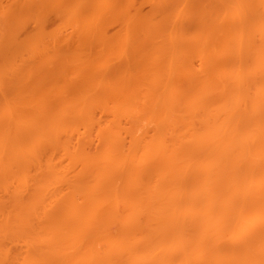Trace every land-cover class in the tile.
<instances>
[{"label":"bare ground","instance_id":"1","mask_svg":"<svg viewBox=\"0 0 264 264\" xmlns=\"http://www.w3.org/2000/svg\"><path fill=\"white\" fill-rule=\"evenodd\" d=\"M217 1H219L221 3H219V5H217ZM241 1L242 0H240V1L238 0L239 3ZM254 1L255 0H253V2L252 1L251 2L250 1H246V2L242 1L243 2L242 6L244 8L248 9L247 12L250 11L251 13L250 12L247 13L246 9H245V12L243 11V13L242 12L240 13L238 10L241 7L240 5H239L240 7L237 9L238 12L237 11L236 12L235 11L229 12L227 10L225 12V10L222 11L220 8L216 9V7L220 6L224 2V0L223 1L222 0L221 1L220 0L214 1V9H213L214 12H213V14H211L212 16L210 15V17H211L210 18V20H211L210 21L211 22L210 23L211 24V30L210 31H211V39L212 38L213 39L211 40V44L209 42V44L207 45V46H210V47H208L209 49H207V47H204V50H208L209 53H211V54H209V53L208 54L212 56V60H213V61L210 60L211 61L210 67H211L212 71H210L211 69L208 70L209 74H208V77H206V81L204 79L205 77L204 78L202 77L203 80L199 79V81H197V82L194 81L195 79H191L192 76L190 77V76L183 74V76L188 77V79L185 78L187 80H185L183 78L184 80L182 82V83H184V86H186L185 91L181 90L182 93H181L180 98H181V104L183 103V105L181 106V108H178L177 110H170L169 109V110H164V112H162V116H163L162 119L164 121L170 122V123H168V125H167L168 127L166 128L167 132L165 131L166 129L164 130V132L162 130H160V132L161 131L163 132L164 137L159 136L160 138H158V139H160V140L157 141L158 139H156V141H153L154 143L152 141H151V143L147 141L148 143L145 146H144L145 143L144 144L142 143L143 145L141 144V146L139 143H136V144L134 142L131 143L132 145L134 144L133 145L134 148H137V149L139 147L142 148L140 150L143 152L142 155H144L143 160L141 159L143 162L142 164H136L134 162H129V163H126L123 167H121L122 165H120V164H122V163L116 164L113 162L114 150H119L118 148L122 149V147L124 145V143H123L124 141L122 140L123 142H121L118 139L120 137L118 135L120 133V128H119L118 123L121 119H122L121 121H123V117H125L126 112L124 110H120V109H118L119 112H117L118 110H108V112L110 111L109 113L105 110H102L103 113L106 112V115L111 113L108 116H111L110 118H112L111 119L112 122L109 123V125L111 124L110 125L111 127L105 126L107 129L103 126L101 127L103 129L105 128L104 129L105 132L104 131L101 132L103 129L99 128L100 126L96 123V119H95L96 116L93 112H91L89 110H84L81 112H77L76 113L77 116H76V114H74L75 116L73 114L71 116L70 115L71 113L69 114L72 118L69 116L71 119L68 118L67 122L70 120L71 123L69 121V125L66 126L67 127L66 129H72V127H74V124L72 123V119L74 118L73 122H78V121H75V119L79 120L80 121L79 124H82V126H84L85 129L90 128V130H92V131L97 129L96 130L97 132L100 130L98 132V135H97V137H100V139L98 138L99 141H102L101 142L102 149L100 150L99 154H93L94 152L93 153L87 152L88 149L86 150V144L90 141V140L88 141L89 137L88 138L86 137L87 139L82 138V142L79 139L80 143H78L79 142L78 140L76 142V136L75 135H74L75 137L74 136L68 137V138L65 137L66 138L65 140H60L58 138V136L53 137V135L56 134L55 131L57 129H59V128H56L58 126H55V130L53 131V134H52L53 140L51 142L48 141L49 143H47V141L42 142L43 144H45V142L47 144L42 145V147L39 149L38 157L32 155L33 157H36V159L31 157L32 160H31V158L29 160L28 157L12 156V153L16 151V150L13 151V148H14L13 146H15V144L14 145L12 144V143H14L13 140H12V143L10 142V144L13 145L12 147H10V145L8 147V146H6V144L1 143L4 145V146L2 145V147H4V148H1L2 151L4 150L6 152L7 148H8V151H13L12 153L10 152L11 155L8 154V155L3 156L1 154L2 155L0 157V180H1V182L2 181L4 182V180H6L5 183L7 185V181H8L7 179H9L11 177V175L14 174V170L15 169L17 170L18 168H20V170L22 171L21 168H23V167H26V169L33 167V169L36 172L35 171H34L35 173L32 172V174H34V176L32 177L31 180H33V182H37V181L40 182V183L39 182L35 183V184H37L36 187H38V188H35L34 190L33 189L31 190L30 188L25 187V189L28 188V190H25L26 193L30 190L35 192V193L33 192L35 195L34 194L31 195V191L27 193L28 195L30 193V195L32 197L31 198L29 196V198L32 202V203H30V208H28L30 200L28 198L27 199L29 201H27L26 198L24 200L25 196L23 194H22V196H24V197L14 195V198H13L12 197L13 195H11L12 194L11 193L10 194L11 196H6V197H10L12 199L8 198L9 200L6 199V201L4 202L5 197L3 199L2 198L3 195H1V192L2 191L4 192V190H2L3 188H1V186H0V220H3L5 222V224L7 225L6 227H8V226L11 227L12 224H15V226L14 225H12V226H14L15 229L17 228L16 229L17 232L14 234V236H16L17 238L24 240V237L27 235L29 237H33L32 239L31 238L29 239L31 241L29 243L30 245L28 244V248H26V246H25V248H26L25 250H28V252L26 251V254H24L25 258L21 256L23 258L22 261L24 260L23 262H20L21 264L22 263H24V264H89V262H90V264H91V262L93 264L95 259H97V261L99 259H101V261L99 260L100 264H102V262H103V264H171L174 261V259L171 258L172 256L170 257L168 255L169 254V252H167L168 247H166V246H168L170 244V242H168V241H171L173 238L176 237V235L175 236L173 235L174 237H172V234H175V231H174L175 223L177 224V221L181 223L182 222L181 220L187 218L186 216H188V221H186V224L183 223L184 225L182 224V226L185 227L187 225L186 227H188V228H189V226L190 227L192 226L194 228L193 229L191 227V230H193L192 231L193 233L190 231V234H192V236H194V239H193L194 243H193V245H189V246H191L192 249H193V247L197 246L196 248H199V250L198 249L190 250L191 248L189 246H188L189 247V250H188V248H187L188 244L187 245L184 244L183 247L181 246L183 248V250L180 247L181 249H179V251H178V252H180V250H181V252L183 251V253H180L182 255H179L178 258L175 259V262L177 260L179 261L181 258V260L179 261V264H192V263L194 264V262L196 264V262L200 263V258H201L203 263H200V264H204V263H206V264L212 263L213 264L214 262H216L217 264H223V263L224 264L225 263L226 264H264V256H263L264 254L262 255V253H261V252L264 253V247H263L264 246V151H263V149H264V101H263L264 95H262V94H264V92H263L264 91V86H263L264 85V82H263L264 81V78H263L264 72H262L264 70V67H263L264 63H263V61H260V60L264 59V58H262L263 57L261 55L262 53L260 54V52L264 51V12L261 11L259 13L258 10H255L257 12L253 13L254 12L253 9H255ZM68 2L69 1H67L65 4L68 5ZM261 4L263 6L264 3H261ZM174 6H176V5H174ZM76 8L80 9L79 7H76ZM120 8H121V6H120ZM188 9H190V8H188ZM75 11H77V10H75ZM259 11H260V9H259ZM77 12L79 13V10ZM76 13H75V16L77 15ZM120 14H122V13H120ZM249 14H251L252 16ZM120 16H122V15H120ZM247 17H249V18H247ZM204 19H206V18L204 17ZM251 19H253V20L251 21ZM149 20H150V18H149ZM127 24H128V22H127ZM129 25L130 24H128V26ZM128 26H126V27L128 28ZM141 27H142V25H141ZM139 28H140V26H138L137 29L139 30ZM145 28H147V27H145ZM133 30H134V28H133ZM249 31L254 33V34L252 33L251 36L249 35L250 40L247 39L248 38L247 35H246L247 38L245 36V34L246 33L248 34ZM137 32L139 33V31H137ZM142 32H143V30L140 31L139 34H141ZM88 33H89L88 35H90V31ZM95 34H97V33H95ZM92 35L94 36L93 33H92ZM84 36H87L86 32H85ZM99 37H101V36H99ZM101 38H103V37H101ZM243 39H246V40H243ZM254 39H256V40H254ZM101 40H100V42H101ZM247 40H249V41H247ZM102 41L104 43V40H102ZM242 41H244L245 43L248 42V45L246 43L247 46L251 45V43H252V46L251 47L249 46V47H247L246 50H244L245 49L244 43ZM107 42H108V38H107ZM257 43H258V45H257ZM103 45L104 44H102L101 46H103ZM110 45L112 46V44H110ZM234 45H236V46H234ZM240 45L242 48L240 47ZM246 45H245V47H246ZM111 46H108V47L111 48ZM128 46H130V45H128ZM237 46H239L238 49H237ZM137 47L138 46L135 45L131 48V50L134 49L137 51V49L140 48V45L138 48ZM235 47L237 50L235 49ZM127 48H129V47H127ZM239 48H240V50H239ZM248 48H250L249 51H248ZM141 49H139V50H141ZM233 49H235V50H233ZM251 49H252V51H251ZM254 49L260 50V51H258L259 53L256 51L258 53L257 54ZM134 50L129 51V52H135ZM127 51H128V49H127ZM233 51H237L239 53L233 52ZM246 51H248V53L245 54ZM242 52H244V53H242ZM137 53H135V54H137L136 57L134 56L135 54H133V56L135 58H137V56L140 54L139 52H137ZM236 53L239 55H237ZM254 53H256L257 55H260V56H258L259 58L261 57L260 59L258 58L260 64L256 63V61H257L256 57L257 56H255L256 54L254 55ZM141 54H142V52H141ZM249 54H251V55H249ZM133 56L131 54V57L134 59ZM252 56H255V57H252ZM254 58H256V61H254L255 60ZM141 59H144V58H141ZM243 59H245V60L242 62ZM134 60H140V57L138 56V59H134ZM145 60H146V58H145ZM52 61H54V60H52ZM249 61H251V62H249ZM130 62H131V59H130ZM135 62L136 61H134L132 63H135ZM140 62H141V60H140ZM140 62L139 63L136 62V63L137 64H143V65L145 64L144 60H142L141 63ZM254 62L256 63L255 65L259 64L258 66H256L257 69L263 63V66L261 65L262 69L260 67V72L257 75H255L256 78H254V76H253L254 83H253V80H251L252 82H245L246 80H244L245 78H243V76H242L243 79H241V75H243V74H241L242 73L241 71H242V69H245L247 66H249L248 64H251V66L253 67L252 64H254ZM45 63H46V61L44 62V64ZM211 63H213V65H211ZM216 63L217 64L219 63L220 66L223 68L224 67H230L231 68V66H234V68H235V67L239 66V64H240L241 66L237 67L236 70L240 72V73L238 72V74L240 75V76L239 75L238 76H239V79H241L242 81L238 79V76H237V78H235L236 77L235 74H237V73H235V72H237L235 69L232 70L233 72L230 70L231 72L225 73L224 69L226 70L227 68H224V69L222 68L223 71H221L218 74L216 72V69H215L217 67ZM244 63H247V65ZM137 64L135 66L138 68L144 67L141 65L138 66ZM147 64L145 65V68H146ZM235 65H237V66H235ZM93 68H94V66H93ZM96 69H97V67L95 68V70ZM229 69H227L226 71H229ZM250 69H252V68H250ZM252 70H248V71L250 72ZM101 71H103V69ZM183 71H185V69ZM257 71H259V69ZM91 72H92V70H91ZM91 72H89V73L91 74ZM93 73H96L94 71V69H93ZM103 73H105V72H103ZM223 73H225V74L229 73L230 77L225 75V74H224L225 76L224 75L222 76ZM260 73L261 74L263 73V74L261 75ZM232 75H234L235 77L233 78ZM206 76H207V74H206ZM160 78H161V76H160ZM227 78H230V79H227ZM232 78H233L234 82L237 81V83L236 82L232 83L235 86L234 85L232 86V84H231V82H233V80L231 81ZM190 79L192 80V82H189ZM226 79H227V81L229 80L228 82H230V87L229 88L227 87L228 89L231 90V89H234L236 87L234 92L229 91L228 89H224V88H226L224 86L222 87L223 84H225V86H227L226 83L228 84V82L225 81ZM207 80L210 81L211 84H209L210 82L207 83L208 82ZM201 81H202V83H201ZM215 81H216V83H215ZM255 82L257 84H255ZM243 83L244 84L248 83L247 84L248 86H244ZM206 84L207 85L209 84L208 85L209 87ZM213 84H215V85H213ZM260 84H262V85L260 86ZM141 85H144V84H141ZM213 86H217L216 89ZM228 86H229V84H228ZM249 86L251 87V89L246 88ZM205 87L206 88L208 87V88L204 89ZM253 87H254V90H253V92H251ZM255 87L256 88L259 87L260 89L259 88L256 89ZM261 87H262V89H261ZM200 88L203 91H201ZM219 89L221 92L222 91L227 92V94L225 93L226 95H222V93L220 94V96L222 95V97H223V98L221 97L220 99H223V100L219 101L220 100L219 99L220 96H219L218 100L216 99V101H210L209 98L211 96L207 93L212 92L211 95H213L216 92L215 90L219 91ZM238 89L239 90L241 89L240 91L243 90L242 92L239 91L238 93L245 96V97H242L239 94H238V96L239 97L241 96V98L237 97V94L235 92H237L236 90H238ZM258 89L260 90V92H258L259 91ZM183 90H184V88H183ZM193 90H195V91L192 92ZM207 90L208 91L211 90V91L208 92ZM247 90H249V91H247ZM255 90L257 93H255ZM228 92H230L231 94H229ZM248 93H249V95H247ZM258 93H260V94L258 95ZM228 94L231 96H228ZM251 94H252V96H254L255 94H257L258 96L255 95L254 96L255 99H254L252 96H250ZM206 95L207 96L209 95V96L207 97ZM234 95H235V97H237L236 101H235ZM248 96L250 97V99L251 98L252 99L249 100ZM227 97H229V98H227ZM232 97H233V99L231 100V102H230V100L228 101V99H230ZM120 98H121V96H120ZM246 98H248V99L246 100ZM142 102H143V100H142ZM251 108H252V110H250ZM71 111H73V110H71ZM120 111H122L123 113ZM141 111H143V110H141ZM69 112H70V110H69ZM69 112H67V113H69ZM203 113L206 114L207 116L206 115L204 116ZM209 114L210 115L212 114V115L210 116ZM79 115H80V117L83 116V118L82 117L80 118ZM208 116H210L211 118L213 117L212 118L213 120L211 118H209ZM223 116L224 117L226 116L225 119L226 118H228L229 120L231 119L232 122H231V120L229 121L227 119H226V121H224L225 119L223 120ZM231 116H234V117H231ZM101 117H103V116H101ZM158 117L160 119V116H158ZM110 118H109V120H110ZM208 118L210 119V121ZM154 119H156V118L154 117ZM176 119L179 120L180 122L184 123L183 127H181V128L179 127L182 130V132L180 129H179L180 130V132H179L174 127ZM221 120L224 121V122H222V124L219 122ZM124 121H126V120H124ZM212 121H214L216 123L212 125V123H213ZM217 121L219 122V124H217L218 123ZM157 122H158V119H157ZM167 122H166V124H167ZM162 123H164V122H162ZM176 123H178V122L176 121ZM209 123H210V125H208ZM232 123H235V124H232ZM113 124H115V125H113ZM120 124H121V122H120ZM132 124H133V122H132ZM149 124H150V122H149ZM216 124L219 125L217 128L215 126ZM229 124H232V126L234 125L235 128L231 127V125H229ZM169 125H170V127H169ZM92 127H93V129H92ZM236 127H239V128H236ZM112 128H114V129L112 130ZM121 128H122V126H121ZM130 128L131 127H129V129ZM170 128H171V130H170ZM214 129H218V130H214ZM45 130H47V129H45ZM175 131H177V132H175ZM214 131H218L217 132L218 135ZM7 132H8V130H7ZM54 132H55V134H54ZM168 132L170 135L168 134ZM213 132L218 136L217 138L214 137L215 134L213 135ZM219 132H221V134H220L221 136L223 135V139L221 136H219ZM127 133H124V134L126 135ZM174 133H176V134L179 133V135H176ZM180 133L183 136H181ZM12 134H11V136H13ZM19 134H21V133H19ZM127 135H129V134H127ZM148 135H149V133H148ZM211 135H212V137L209 138ZM85 136H87V135H85ZM179 136H181V138ZM42 137H43V135H42ZM4 139H5V137H4ZM92 139H94V138H92ZM167 139H168V143H167ZM169 139H170V141H169ZM73 140H75V142L77 143V145H78L77 149L79 148L78 150L75 149L76 147H73V145H74V143L72 145ZM85 141H87V142H85ZM216 141H218V143H213ZM139 142H140V140H139ZM7 143H9V142H7ZM76 143L74 146H76ZM219 143H221V144H219ZM84 144H85V146H84ZM88 144H87V146L89 147ZM131 144H130V146H132ZM166 144H168V147L166 146ZM248 146L253 148L252 151L253 150L255 151V152H253V155L250 154L252 151H250V152L247 151L248 149L249 150L251 149L250 147L248 148ZM19 147L21 148V146H18L17 148H19ZM36 147H39V146H36ZM205 147H207V149ZM9 148H11V149H9ZM24 148H26V147H24ZM71 149L75 150L76 152H71ZM89 149H91V148H89ZM167 149L169 150L168 152L165 151ZM217 149L219 152L216 151ZM21 150H22V148H21ZM21 150H19L20 153H21ZM28 150H30V149H28ZM58 150H60L61 152H64L63 158H62V155H61V158H59V159L57 158V155L55 154V152ZM202 150H203V152H201ZM17 151H18V149H17ZM91 151H93V150L91 149ZM204 151H206L208 153L206 154ZM215 151H216V153H218V154L220 153V154L217 155L215 153ZM26 152H25V154H26ZM165 152H167V153H165ZM247 152L249 154V157H247ZM16 153H13V155ZM35 153H33V154H35ZM25 154H23V155H25ZM203 155H204V157H203ZM137 156H140V155H137ZM198 156H200L199 160H198ZM127 158H128V156H127ZM42 160L44 161V163ZM115 161H117V160H115ZM198 161H200V164L202 166H203V164L201 162H205V165H206V166L204 165L205 172L203 169V177H204L205 181H203V179H202L201 185H198L197 190L200 191L199 193H196V192H198L196 190V188H195V190H196L195 192H194V188H193V191L191 190L193 193V194L191 193L193 195L192 198H195V197L196 198H202V197H200V193L203 195L207 194L206 196L210 195L211 196V197H209V200L211 202L210 204L208 201V197L205 196L207 199V203H208V204L206 203L208 205V207H206V208H208V210L212 209L211 214L214 213V216H216L221 211V210H218V208L221 209V207H222V210H223L222 212L226 213V217H224V215H222L224 213L221 212L222 213V214L220 213L221 216L218 215V217L217 216L213 217V215L210 214L212 216L211 217L212 219L210 218V215H208L209 217L207 216V217L203 218L204 216H202V214H203L202 210L203 209L205 210V206H207V205L206 204L204 206L202 205V207H203L202 208L201 205L195 204L196 206L193 205L195 207V208H193L194 210H191L193 213L190 211H189L190 213L189 212L185 213L186 214V215L184 214L185 217L181 220L179 219L181 217L178 216V218H177L176 217L177 215L173 214L178 220H176V218H174L172 220V217H174V216H172V212L174 213L173 210H176V209L174 207V209L172 210L171 205L173 207L174 198L176 199L177 197H179L185 191L184 189H186V190L188 189V188H186L187 187V179L189 178V177H187V175L189 176V174L191 172L192 175L191 174L190 175L193 177L194 176L196 177L198 175V173L201 171V170L199 171V169L203 168L201 165H200L201 167L198 166L199 172H197V174L195 173V171H197V165H199ZM114 164L116 165L115 167H118L117 165H119V167H121V168L118 169L119 168L118 167L114 171V169H115ZM77 167H79L78 170L76 169ZM250 168H253V169H250ZM55 170L56 171L59 170V171L56 172ZM189 170H190V172L188 173ZM17 171H19V169ZM53 171L55 174L56 173L57 174L55 175L53 173ZM193 171H194V174H193ZM45 172H51L52 174L51 175H48V174L44 175ZM58 173H60V174H58ZM29 174H30V172H29ZM36 174H37V177L35 176ZM60 175L65 177V178L61 177ZM199 175H201V174L199 173ZM13 176H12V178H14ZM25 176H27V175H25ZM25 176H24V178H25ZM130 176H131V178H130ZM133 176H135L134 180L132 179ZM18 177H19V179L21 178L19 175H18ZM38 177L41 179H39ZM123 177L126 180H123ZM127 177H128V179H127ZM12 178H10V179L12 180ZM35 178H37V180ZM59 178L61 179V181ZM120 179L123 180V183L121 186H118L116 184V182ZM139 179H140V182L138 181ZM141 179H143V181ZM23 180H26V179H23ZM34 180H36V181H34ZM42 180H44L45 182H42ZM51 180L54 181L55 183L59 182V181L60 182L55 184ZM66 180H68V181H66ZM17 181H18V179H17ZM46 181H47V183H46ZM48 181H49V183H48ZM141 181L144 183H141ZM25 182L26 181H24V184H25ZM27 182H29V180H27ZM62 182L68 183L66 185L68 187L67 189H69L72 192L71 198H68V197H67L68 199L63 198V196H61L62 190L56 188V186L58 187L59 184H61ZM70 182H71V184H70ZM8 183L10 184V182H8ZM22 183H23V181H22ZM22 183H21V185H22ZM52 183L55 186L53 188H52V186H53ZM35 184H34V186H35ZM41 184H42V186H41ZM46 184H47V187H46ZM7 186H9V185H7ZM27 186H28V184H27ZM49 186H51V188ZM199 187H201V189H199ZM36 189H37V191L40 190L41 193L35 191ZM48 189H50V190L48 191ZM18 190H22V189H18ZM52 190L53 191L55 190V192L50 193V192H53ZM181 191H183V192H181ZM188 191H189V189H188ZM48 192L50 193V195ZM36 193L37 194L39 193L38 194L39 197L37 196ZM176 194H177V196L174 197ZM33 195L35 196V198ZM48 195H49V197H48ZM46 198L47 199L49 198V199L47 200ZM195 199L193 200L194 202L196 201ZM20 200L23 204L20 203ZM49 200H51V204H50ZM80 200H82L81 204L79 202ZM171 201H172V204H170ZM218 202H221L222 205L220 203H219L220 204L219 205ZM10 203H11V205H10ZM20 204H22V205L20 206ZM25 205H26V208H25ZM2 206L5 208H8L9 211L7 210V212H6V210H5V212H4ZM209 206H210V208H209ZM215 206L217 207V209ZM168 207H170L169 210H168ZM23 208L25 210H23ZM247 208H249V209L247 210ZM177 209H178V207H177ZM16 210H17V212H16ZM19 210L23 211V212H20ZM224 210H226L227 212ZM229 210H231L232 212H230ZM249 210L255 211V212L252 211L255 213L254 214L255 216L252 214V212H251V214L254 217H256V218L253 217L254 219H257L259 221H257V223L255 222L256 220H254V221L252 220V221L255 222L254 224L259 225L258 230L252 229L254 227L255 228L257 227L253 223H252L254 225L253 227H251L252 224H251V226L249 225V223L247 224V222H249L250 218L253 219L250 216L247 217L248 214H246V213H247V211L249 212ZM121 211H123L126 215L122 221H121L122 217H120L118 215ZM169 211H171V213ZM213 211H216V212H213ZM241 211H246V212L241 214ZM19 213H21V214H19ZM231 214L236 215L234 217V219H232L233 216ZM238 214H239V216H238ZM251 214L249 212V215H251ZM48 216H51V217L48 218ZM219 217H222V218H219ZM230 217H231V219H230ZM238 217H240V220ZM213 218H216L217 220L219 218V220H218L219 223H217L218 221H216ZM224 218L229 219L230 221L229 220L228 221L231 222L232 225L228 222L230 225H228V223H227L228 226H225L226 230L224 229L225 231L223 232V230H222L224 228V227H222L223 224H222V226H218V227H217V225L218 224L220 225V222L221 223L227 222V220H225ZM235 218H236V220H235ZM245 218H248V221H246ZM220 219H222V220L224 219L225 222H224V220L220 221ZM242 219L243 220L245 219L246 223H242V221H241ZM213 220H215V222H216L215 224H217L216 226H215ZM53 221H56V224L52 223ZM118 221H119V227L117 229V232L115 233L112 230V225L113 224L117 225ZM172 221H174L175 223H173ZM184 221L185 220H183V222ZM200 221L201 222L205 221L203 223L204 225L201 224ZM237 221H238V223H237ZM239 221L242 223V225ZM199 222L204 227L207 225L205 223H208V225L212 226V228L209 226L208 227L206 226L205 227L206 229L211 228L210 231H208L205 228H203L201 225H200L201 226L200 227ZM258 222H260V224ZM3 224H2V227L5 225V224L4 225ZM243 224H244V226H243ZM171 225L173 227H171ZM247 225H249V226H247ZM230 226H231L232 232H230L231 231L229 228ZM220 227H221V229H220ZM248 227H251L249 229L253 230V231L250 230L252 233L249 231ZM200 228H201V230L204 229L203 235H201V233L203 231H200ZM2 229L3 228H1V230H0V234L2 233L1 235L3 236V232H1V231H4V229L3 230ZM215 229L218 231L217 233H216ZM65 230H69V234H68L69 237H62V235H63L62 231H65ZM244 230L249 231L250 233L247 234V232L245 231L246 232L245 233ZM205 231H207L206 234H205ZM226 231H228V234L230 233V235L227 236V238L229 237L228 243L226 242L227 238L224 237L225 234L228 235L226 233ZM235 231L238 233V235L240 234L239 236H241L244 232L245 235H242L243 241L240 237H238V235ZM209 233H211L212 235H210ZM231 233H233V235ZM235 233H236V235L234 236ZM24 234H26V235H24ZM219 234H221V236L223 235L222 239L223 240L226 239V241H225L226 243L224 242V244H223V242H220V241H222L220 239L218 241V237H221ZM215 235L217 236L216 237L217 239L215 238ZM2 236H0V241L2 239H4V236L3 237ZM28 236L25 238L26 239L29 238ZM231 236H233V239H235L236 237L240 238L239 243L236 246L237 248H235V246L233 248L227 246L229 244V241H232L230 239ZM169 237H171V240ZM214 240H215V242H214ZM22 241H20V243H22ZM27 241H28V239H27ZM41 241H44V243H42ZM31 242H32V244H31ZM126 242L127 243L130 242L129 243L130 245H132L131 242L134 243L133 244L134 248H136L133 251L134 253L132 251L126 252L127 250L123 248V247H126V246H124V244L126 245ZM177 242L175 240V243H177ZM195 242L198 245H195L196 244ZM216 242H217L218 247L220 246V244H218V243H221L219 250H218L217 245L215 244ZM138 243L140 244L139 245L140 247L138 246ZM173 243H171V244H173ZM34 244H36V245H34ZM100 244L102 245V254H97V250L95 251V249H97L96 247H98V245H100ZM33 245L35 248L33 247ZM135 245H136V247H135ZM260 245L263 247V250H262ZM163 246H164L165 252L162 251ZM226 246H227V248H226ZM121 247L123 248L122 252L124 253V255H122L123 254L122 252L120 254ZM138 247L140 250L139 252H137ZM158 247H159V249L161 247L162 250L157 251ZM176 247H178V245H176ZM222 247H224L223 248L224 251L222 250ZM82 249H83V251H82ZM259 249H260V251H259ZM150 250L154 251V252L151 251V252H153L152 253L153 255H151ZM171 250H172V248H171ZM227 250H229V251H227ZM233 250H234V252H233ZM156 251L157 252L161 251V253H160L161 255L154 256L157 253ZM147 252L150 253L149 254L150 256L148 254H146ZM223 252L225 253L224 256H226V254L229 252L230 253V254L228 253L229 257L227 254V256H226L227 258L224 259ZM27 253H28V255H27ZM125 253H127V254H125ZM131 253H133L134 255ZM170 253H171V251H170ZM206 253H208L209 255ZM202 255H203L204 260L202 259ZM210 255L212 256V258ZM220 255H221L222 259H220L218 257ZM207 256H209L212 259V261L209 260L210 258L209 257L207 258ZM205 257H206V259H205ZM102 259H103V261H102ZM106 259H109V260L113 259V261L112 260L106 261ZM145 259H148V261L147 260L145 261ZM5 260H7V259H5ZM178 261L176 262V264H178ZM175 262H173V263L175 264ZM20 263L16 262V263H10V264H20Z\"/></svg>","mask_w":264,"mask_h":264},{"label":"rangeland","instance_id":"2","mask_svg":"<svg viewBox=\"0 0 264 264\" xmlns=\"http://www.w3.org/2000/svg\"><path fill=\"white\" fill-rule=\"evenodd\" d=\"M67 1H69L68 5L65 4ZM214 1L215 0H0V144L4 143L8 147H9V145H10V147H12L15 144V146H13L14 147L13 151L16 150L15 152L8 151V148H7L6 152L4 150L2 151L1 148H4V147H2L3 144H1L0 145V152H1L0 157L2 155L3 156L8 155V154L11 155L10 152L11 153L17 152L14 155L12 153V156L28 157L29 160L31 157L36 159V157H38V155H39V149L42 147V145H46L47 143H49L48 141L51 142L53 140V137L58 136V138L60 140H65L66 138L72 137L74 135L76 136V142H77V140L79 141L78 143H80V140L82 142V138H86V137L88 138L89 137V139H88V141L90 140L88 142L89 144L87 143L89 145V147L86 144V150L87 149L89 150V151L87 150V152H90V153L94 152L93 154H99L100 150L102 149V145H101L102 141H99L100 137H97L98 132L100 130L98 132L96 131L97 129H95V128H94L95 130H93V131L90 130V128L89 129L86 128L87 129L86 130L85 127L82 126V124H79V122H80L79 120L75 119V121H78V122H73L74 118L72 119V123L74 124V127H72V129H66L67 128L66 126L69 125V121H70L69 120L67 122V120H68V118L69 119L72 118L71 117L72 114L74 115L77 112L89 110L95 114L96 123L100 126L99 128H101L102 126L103 127H105V126L111 127L110 126L111 124L109 125V123L112 122L111 121L112 118H110L111 116H108L111 113L106 115V112L103 113L102 110H105L108 112V110L120 109V110H124L126 112V114H125L126 118L123 117V121H121L122 120L121 119L118 123L119 128H120V133L118 134L120 137L118 139L121 142L124 141L123 142L124 145H123L122 149L118 148L119 150H114L113 162L116 164L122 163V164H120V165H122L121 167H123L126 163H129V162H134L136 164H142L143 163L142 160L144 158V155H142L143 152L140 151L142 148H140V147L138 149L134 148L133 147L134 144L132 145L131 143H133V142L135 144L139 143L140 146L142 143L143 144L145 143L144 144V146H145L148 142L151 143V141L153 142V141H156V139H158L160 137H164L163 132L168 127L167 125L170 122L164 121L162 119L163 118L162 112H164V110H169V109L170 110H177L178 108H181V106L183 105V103L181 104V98H180L182 91H185V89H186L185 88L186 86H184V83H182L183 80L185 78L188 79L187 76H190V77L192 76L191 79H195L194 81H196V82L199 81V79L201 80L202 77L203 78L205 77L204 79L206 81V77H208V74H209L208 70L211 69L210 62L213 60H212V56L209 55L211 53H209L208 50H204V47H207V49H209L208 47H210V46H207V45L209 44V42L211 44V40L213 39V38L211 39V31H210L211 30V24H210L211 23L210 22L211 17H210V15L213 14V12H214V10H213L214 9ZM242 1L243 2H246V1H250V2L252 1L253 2V0H242ZM242 1L239 3L238 0H224V2L220 6H217L216 9L220 8L222 11L225 10V12H226V10L229 12H232V11L238 12V10H239L240 13L241 12L243 13V11L245 12V9H246V12H247L248 9L244 8L242 6V3H243ZM255 1H254L255 9H253L254 10L253 13L257 12L255 10H258L259 13L261 11L264 12V7H263L264 4H263V6L261 4V3H264V0H255ZM219 3H221V2L217 1V5H219ZM174 5H176V6H174ZM120 6H121V8H120ZM76 7H79L80 9H77ZM239 7H240V9H238ZM188 8H190V9H188ZM74 9L77 11L79 10V13L77 11H75ZM259 9H260V11H259ZM73 11L75 13L77 12L76 16H75V13ZM249 12H247V13H249ZM120 13H122V14H120ZM120 15H122V16H120ZM249 15H251V14H249ZM204 17L206 19H204ZM149 18H150V20H149ZM247 18H249V17H247ZM252 20L253 19H251V21ZM127 22H128V24H130L129 26H128ZM137 25L140 26L139 30L137 29L138 28ZM141 25H142V27H141ZM126 26H128V28ZM145 27H147V28H145ZM133 28H134V30H133ZM136 30L139 31V33L142 30H143V32L141 34H139ZM89 31H90V35H88ZM85 32H86L87 36H84ZM91 32L94 34V36L92 35ZM95 33H97V34H95ZM252 33L253 32H251V31H249L248 34L246 33L245 36L246 35L248 36V38H247V36H246V38L249 39V35L251 36ZM99 36H101L103 38H101ZM107 38H108V42L110 41L109 43L112 44V46L107 42ZM101 39L104 40V43ZM100 40H101V42H100ZM243 40H246V39H243ZM249 40H247V41H249ZM254 40H256V39H254ZM242 42L244 43V48H245L244 50H246L247 47L252 46V43H251V45L247 46L248 42H246L247 45L244 41H242ZM102 44H104V45L101 46ZM107 45L111 46V48H109ZM128 45H130V46H128ZM135 45L138 47L140 45L139 49H141V48L142 49L141 50L137 49V51L133 49L135 52H129V51H133V50H131V48ZM245 45H246V47H245ZM257 45H258V43H257ZM234 46H236V45H234ZM127 47H129V48H127ZM238 47L239 46H237V49H238ZM240 47H241V45H240ZM126 48L128 49V51ZM235 49H236V47H235ZM235 49H233V50H235ZM239 50H240V48H239ZM249 50H250V48H248V51ZM140 51L142 52V54ZM248 51H246L245 54L248 53ZM251 51H252V49H251ZM256 51L258 52L260 50H255V52ZM137 52L140 53L138 56L140 57L141 62H142V60L145 61L144 65L143 64H137L140 62V60H134V59H138V56H137V58H135L136 55L138 54ZM233 52H237V51H233ZM263 52H260V54L262 53L261 54L263 56L262 58H264ZM130 53L132 54V56H133V54L137 53L134 55L135 57L133 56L134 59L131 57ZM237 53H239V52H237ZM242 53H244V52H242ZM256 53H254V55ZM257 54L255 55V56H257L256 57L257 61H256V58H254L255 59L254 61H256V63L260 64V62L258 60V58H259L258 56H260V55H257ZM237 55H239V54H237ZM249 55H251V54H249ZM255 56H252V57H255ZM141 58H144V59H141ZM145 58H146V60H145ZM130 59H131V62H130ZM132 59L134 61H136L137 63L136 62L132 63V62H134ZM52 60H54V61H52ZM244 60L245 59H243L242 62ZM45 61H46V63L44 64ZM260 61H263V63H264V59H262ZM249 62H251V61H249ZM247 63H244V64L247 65ZM256 63L254 62V64H252L253 67L251 66V64H248L249 66H247L245 69H242L241 74H243V75H241V79L245 78L244 79V80H246L245 82H252L251 80L256 78L255 75H257L260 72V67H261V65L263 66V63L261 62L262 64L258 68L259 71H257L258 69L256 67L259 64L255 65ZM136 64L138 66L141 65L144 67L138 68L135 66ZM146 64H147V66L145 68ZM211 65H213V63H211ZM237 65H235V66H237ZM93 66H94V68H93ZM239 66H241V65L239 64ZM239 66H237V67H239ZM96 67H97V69L95 70ZM237 67L234 68V66H231L232 69L230 67H224L227 69L230 68L229 71H226L227 69L225 70L218 63L217 67L215 69H216V72L219 74L221 71H223V69H224L225 73H227V72H231L233 69L236 70ZM92 68L94 69V71L96 73H93ZM250 68H252L253 70ZM90 69L92 70V72ZM102 69H103V71H101ZM184 69L186 72L183 71ZM261 69H262V67H261ZM248 70H252V71L249 72ZM210 71H212V69ZM89 72H91V74ZM103 72H105V73H103ZM238 72L239 71L235 72L237 74L234 73L236 77L234 75H232L233 78L234 77L237 78V76L239 75ZM262 72H264V70ZM225 73H223L222 76ZM183 74L187 75V76L185 77V76H183ZM206 74H207V76H206ZM225 75L229 76V73L225 74ZM160 76H161V78H160ZM239 76H238V79H239ZM242 76H243V78H242ZM253 76H254V78H253ZM233 78L231 79V81L233 80ZM187 79H185V80H187ZM227 79H230V78H227ZM227 79L225 81H227ZM241 79H239V80H241ZM190 80H189V82H192V80L191 81ZM209 82L210 81H208L207 83H209ZM235 82L237 83V81H235ZM235 82L233 80V82H231V84L235 83ZM201 83H202V81H201ZM215 83H216V81H215ZM253 83H254V80H253ZM141 84H144V85H141ZM209 84H211V82ZM228 84H229V86H228ZM228 84L226 83L227 86H225V84H223V85L221 84V85H222V87L223 86L226 87L224 89H228L230 87V82H228ZM247 84L245 83L244 86H248ZM255 84H257V83L255 82ZM213 85H215V84H213ZM233 85L234 84H232V86ZM261 85L262 84H260V86ZM213 87H215V89H216L217 86H213ZM183 88H184V90H183ZM207 88L205 87L204 89H207ZM246 88L251 89L250 86L246 87ZM257 88H259V87H257ZM235 89H236V87L234 89H231V90L228 89V90L234 92ZM261 89H262V87H261ZM240 90L238 89V90H236L237 92H235L237 94V97H239L238 92ZM253 90H254V87H253L252 91L251 90L250 91L253 92ZM194 91L195 90H193L192 92H194ZM201 91H203V90L201 89ZM209 91H211V90H209ZM215 91H216L215 92L216 94L214 93L213 95H211L212 92L207 93L211 96L209 98L210 101H216V99L218 100V97L220 96L221 93H222V95L227 94L226 91L221 92L220 89H219V91L218 90H215ZM242 91H240V92H242ZM247 91H249V90H247ZM258 92H260V90ZM228 93L231 94L230 92H228ZM255 93H257L256 90H255ZM229 94H228V96H231ZM259 94L260 93H258V95ZM222 95L219 97V99L222 97ZM239 95H241V94H239ZM247 95H249V93ZM255 95L258 96L257 94H255ZM262 95H264V94H262ZM120 96H121V98H120ZM241 96L245 97L243 95H241ZM241 96L239 98H241ZM250 96H252V94ZM254 96H252V97L254 98ZM234 97H235V95H234ZM237 97H235V101H236ZM227 98H229V97H227ZM141 99L143 100V102ZM232 99H233V97L228 99V101L230 100V102H231ZM247 99L248 98H246V100ZM251 99L249 97V100H251ZM263 99H264V97H263ZM221 100H223V99H220L219 101H221ZM69 110H70V112H69ZM71 110H73V111H71ZM141 110H143L144 112ZM250 110H252V108ZM67 112H69V113H67ZM117 112H119V110ZM120 112H122V111H120ZM157 115L160 116L161 120L159 119V117ZM205 115L206 114H204V116ZM76 116H77V114H76ZM101 116H103V117H101ZM210 116H208V117L211 118ZM79 117H80V115H79ZM81 117L83 118V116H81ZM154 117L156 119H154ZM225 117L223 116V120L225 119ZM231 117H234V116H231ZM109 118H110V120H109ZM157 119H158V122H157ZM226 119L229 120L228 118H226ZM226 119L224 121H226ZM124 120H126V121H124ZM176 121L178 123H176ZM176 121H175L174 127L176 130H178L180 132V130H181L180 128L183 127L184 123L180 122L177 119H176ZM209 121H210V119H209ZM224 121L221 120L219 122L222 124V122H224ZM120 122H121V124H120ZM132 122H133V124H132ZM149 122H150V124H149ZM162 122H164V123H162ZM166 122H167V124H166ZM212 122H213L212 125L216 123L214 121H212ZM219 122L217 124H219ZM231 122H232V120H231ZM70 123H71V121H70ZM217 124L215 125L216 128L219 126ZM232 124H235V123H232ZM232 124H229V125H231V127L235 128L234 125L232 126ZM113 125H115V124H113ZM208 125H210V123ZM55 126H58L56 128H59V129H57L55 131L57 135L54 132L55 135H53V137H52L53 131L55 130ZM121 126H122V128H121ZM129 127H131V128L129 129ZM169 127H170V125H169ZM114 128H112V130ZM236 128H239V127H236ZM45 129H47V130H45ZM92 129H93V127H92ZM101 129H103V128H101ZM104 129L101 132H103V131L105 132ZM218 129H214V130H218ZM7 130H8V132H7ZM160 130H162L163 132L162 131L160 132ZM170 130H171V128H170ZM165 131L167 132V129ZM175 132H177V131H175ZM181 132H182V130H181ZM214 132L217 134L218 131H214ZM214 132H213V135L215 134ZM19 133H21V134H19ZM124 133H127L129 135H127V134L125 135ZM148 133H149V135H148ZM11 134L13 136H11ZM168 134H169V132H168ZM174 134H176V133H174ZM220 134H221V132H219V136H221ZM42 135H43V137H42ZM85 135H87V136H85ZM176 135H179V133H177ZM180 135H181V133H180ZM215 135H214V137L217 138L218 134L216 136ZM181 136H183V135H181ZM181 136H179V137L181 138ZM4 137H5V139H4ZM211 137H212V135L209 138H211ZM221 137L223 139V135ZM92 138H94V139H92ZM12 140L14 143H12ZM139 140H140V142H139ZM159 140L160 139H158L157 141H159ZM44 141H47V143L45 142V144H43L42 142H44ZM73 141H72V145H73V143L75 145L76 142H75V140H73ZM169 141H170V139H169ZM7 142H9V143H7ZM10 142L13 145H11ZM85 142H87V141H85ZM167 143H168V139H167ZM213 143H218V141L213 142ZM16 144L18 146H21L22 150L20 147L17 148L18 146ZM130 144L132 146H130ZM219 144H221V143H219ZM74 145H73V147H76L75 149H77V146H78L77 143H76V146H74ZM36 146H39V147H36ZM84 146H85V144H84ZM166 146L168 147V144H166ZM24 147H26V148H24ZM249 147L250 146H248V148ZM89 148H91L93 151H91V149H89ZM205 148L207 149V147H205ZM9 149H11V148H9ZM17 149H18V151H17ZM28 149H30V150H28ZM252 149L253 148H251L250 150L248 149L247 151L250 152V151H252ZM19 150H21V153ZM165 151L168 152L169 150L167 149ZM216 151L219 152L218 149ZM216 151H215V153H216ZM263 151H264V149H263ZM25 152H26V154H25ZM32 152L33 153L36 152V153L33 154ZM71 152H76V151L71 149ZM167 152H165V153H167ZM201 152H203V150ZM204 152L206 154L208 153L206 151H204ZM253 152H255V151L253 150L250 154L253 155ZM23 154H25L26 156ZM55 154L57 155V158L59 159V158H61V155L63 158L64 152H61L60 150H58L55 152ZM216 154L219 155L220 153L219 154L216 153ZM32 155H34L36 157H33ZM137 155H140V156H137ZM127 156H128V158H127ZM137 157L138 158L140 157L139 159L140 160L142 159V160L140 161ZM199 157L200 156H198V160H199ZM203 157H204V155H203ZM247 157H249L248 152H247ZM32 158H31V160H32ZM115 160H117L118 162ZM200 161H198L199 165H197V171H195V173L197 174V172H199L201 170L199 172L201 175H199V173H198V175L196 177L194 176L195 177L194 178L193 176H191L192 173L189 170L188 173L190 172L191 175L189 174V176H188L187 175L188 173L186 174L187 177H189V178L187 179V187L185 186L186 188L189 189V191H188V189L187 190L184 189L185 190L184 192L181 191L183 193L179 196L180 198L179 197H177L176 199L174 198L173 207L171 205L172 210L174 209V207L176 209V210H173L174 213L172 212V216H174L173 214H176L177 218H178V216L181 217V218H179L180 220L185 217L184 216L185 213H188L189 211L192 212L191 210H194L193 209V208H195L194 206H196V205H201V207H202V205L204 206L207 203L206 197H208L209 204L211 203L209 200V197H211V196L210 195L206 196L207 194L203 195L200 193V197H202V198H196L195 196L194 197L196 199L192 198L193 197V195H192L193 194L192 193L193 188H194V192H195L197 190L198 185H201V183H202L201 180L203 179V181H205V179L203 177V169L205 172V167H204L205 162H201L203 164V166H202L200 164ZM43 163H44V161H43ZM200 165L203 167L202 169L200 168L201 167ZM115 166L116 165L114 164V168H115L114 171L116 170V168L119 167V165H117L118 167H115ZM198 166H200L199 171H198ZM121 167H119L118 169H120ZM18 169L21 173L19 171H17ZM18 169L17 170L15 169L16 171L14 170V174H13L14 176L11 175L10 178H12V176L14 177V178H12V180L10 178L7 179L8 180L7 185H9V186L6 185V183H5L6 180H4V182L3 181L1 182V180H0V182H1L0 186H1V188H3L2 190H4V192L3 191L1 192V195H3L2 198L4 199V197H5L4 202L6 201V199L10 198V197H6V196L13 195L12 197L14 198V195L15 196H22V194L25 196V197L22 196V197H24V200H25V198L26 199L28 198L30 200L29 196L31 197V195L35 193L34 191H31V190L38 188V187H36L37 184H35V183H37L39 181L33 182V180H31L32 177L34 176V174H32V172L33 173L36 172L33 169V167H30L29 169L28 168L26 169V167H23V168H21L22 171L20 170V168H18ZM76 169L78 170L79 167H77ZM250 169H253V168H250ZM57 171H59V170H57ZM29 172H30V174H29ZM53 173H54V171H53ZM45 174L51 175L52 173L51 172H45L44 175ZM58 174H60V173H58ZM193 174H194V171H193ZM18 175L21 177L20 179H19ZM25 175H27V176H25ZM24 176H25V178H24ZM28 176L29 177L31 176V177L29 178ZM35 176L37 177V174ZM61 177H63V176H61ZM63 178H65V177H63ZM130 178H131V176H130ZM134 178H135V176L132 177L133 180H134ZM17 179H18V181H17ZM23 179H26V180H23ZM35 179L37 180V178H35ZM39 179H41V178H39ZM127 179H128V177H127ZM27 180H29V182H27ZM36 180H34V181H36ZM123 180H126V179H124V177H123ZM123 180L122 179L118 180L116 182V184L118 186H121L123 183ZM141 180L143 181V179H141ZM22 181H23V183H22ZM24 181H26L25 184H24ZM60 181H61V179H60ZM66 181H68V180H66ZM138 181L140 182V179ZM142 181H141V183H144ZM8 182H10L11 185ZM20 182L22 183V185ZM42 182H45V181L42 180ZM52 182H54V181H52ZM59 182H56V183H59ZM46 183H47V181H46ZM48 183H49V181H48ZM27 184H28V186H27ZM34 184H35V186H34ZM42 184H41V186H42ZM66 184H68V183L62 182L61 184H59L58 187L56 186V188L62 190L61 196H63V198H67V197L71 198L72 192L69 189H67L68 187ZM70 184H71V182H70ZM52 185H53V183H52ZM51 186H49V187L51 188ZM25 187H28L31 189L30 190L31 195H30V193H29V195L27 194L30 191H28L26 193L25 190H28V188L25 189ZM46 187H47V184H46ZM53 187H55V186L53 185L52 188ZM195 188H196V190H195ZM18 189H22V190H18ZM199 189H201V187H199ZM49 190L50 189H48V191ZM35 191H37V189ZM197 191L198 192H196V193L200 192L199 190H197ZM37 192H40V190ZM54 192H55V190L53 192H50V193H54ZM50 193H49V195H50ZM38 194H37V196H38ZM49 195H48V197H49ZM176 196H177V194L174 197H176ZM34 198H35V196H34ZM10 199H12V198H10ZM28 199H27V201H29ZM194 199L196 200L195 202L193 201ZM21 200H20V203H22ZM49 201L51 204V200H49ZM81 201L82 200L79 201L80 204L82 203ZM172 201L170 202V204H172ZM11 203H10V205H11ZM30 203H32L31 200L29 202L28 208H30ZM219 203L221 204V202H218V204ZM22 204H20V206ZM177 207H178V209H177ZM206 207H208V205L205 206V210L204 209L202 210V213H203L202 216H204L203 218L207 217L208 215H210L212 213V209L208 210V208H206ZM25 208H26V205H25ZM209 208H210V206H209ZM169 209H170V207H168V210ZM216 209H217V207H216ZM248 209L249 208H247V210ZM5 210H6V212H7V210L9 211L8 208L3 207L4 212H5ZM17 210H16V212H17ZM23 210H25V209L23 208ZM218 210H221L220 212L218 211L219 212L218 215L221 216L220 213L223 211L222 207H221V209L218 208ZM224 211H226V210H224ZM229 211L232 212L231 210H229ZM252 211H254V210H252ZM252 211L249 210L250 214ZM20 212H23V211H20ZM169 212L171 213V211H169ZM213 212H216V211H213ZM245 212L246 211H241V214L245 213ZM249 212L247 211V213H246V214H248L247 217L250 216L253 218L255 216L254 215L255 211L252 212V214L254 216L252 214L249 215ZM222 213H224V214H222ZM222 213L221 214L224 215V217H226V213L225 212H222ZM19 214H21V213H19ZM118 215L120 217H122L121 221L126 216L123 211H121ZM211 215H213V217H216V216L218 217V215L214 216V213ZM211 215H210V218L212 217ZM231 215L230 216L232 217V219H234V217L236 216L234 214H231ZM238 216H239V214H238ZM50 217L51 216H48V218H50ZM176 217L175 216L172 217V220ZM186 217H187L186 218L187 220L183 219L185 221L183 222V220H181L182 221L181 223L177 221V224H176L174 221H172L173 223H175V225H174L175 234H172V233L171 234H172V237H174L175 235H176V237L172 239L173 241L171 240V237H169L171 241H168V242H170V244L166 247H168L167 252H169V254L168 253L167 254L170 257L172 256L171 258L174 259L173 262H175V259H177L179 255H182L180 253H183V251L182 252H181V250H180V252H178V251H179V249H181L183 247L184 244H186V245L188 244L187 248L189 250V247L191 248V246H189V245H193V243H194V240H193L194 236H192V234H190V231L191 232L193 231V230H191L192 226L191 227L189 226V228L186 227L187 225L185 227L182 226L183 223L186 224V221H188V216H186ZM231 217H230V219H231ZM177 218H176V220H178ZM219 218H222V217H219ZM219 218H218V220H219ZM238 218L240 220V217H238ZM254 218H256V217H254ZM254 218L253 219L250 218L251 220L249 219V222H247V224L249 223V225L251 226L252 223L254 224L255 222L257 223V221H259V220L254 219ZM213 219L218 221L216 218H213ZM224 219L227 220V222H225ZM224 219L223 220L226 224L220 222V225L215 224L216 222H215V220H213L215 226L217 225V227L222 226V224H223V226H222V227H224L222 229L223 232L226 230L225 226H228L231 224V222H229L230 221L229 219H226V218H224ZM245 219H246V221H248V218H245ZM245 219L241 220L242 223H246ZM223 220L220 219V221H223ZM235 220H236V218H235ZM252 220L253 221L256 220V221L253 222ZM0 221L2 222V223L0 222L1 223L0 224V230H1V228H3L5 231V232L1 231V232H3L4 239H2L0 241V250H1L0 251V259L2 260V261L0 260L1 261L0 264H6V263L10 264V263H16V262L17 263L23 262L24 260L22 261V259H23L22 257L25 256L24 254H26V251L28 252V250H25V249L28 248V244L31 241L29 239L30 238L32 239L33 237H29L27 235L29 237V238H27L28 241L25 238L27 236H25L24 240L22 239L23 240L22 241L20 238H17L16 236H14V234L17 232L16 231L17 228L15 229V227H14L15 224H12L14 226H12L10 224L11 227L10 226L6 227L7 225L5 224V222L3 220H0ZM200 222H199V226L201 224H203L205 221H202L201 224H200ZM52 223L56 224V221H53ZM217 223H219V221ZM227 223H228V225H227ZM237 223H238V221H237ZM242 223H241V225H242ZM258 223L260 224V222H258ZM2 224L4 225L3 227H2ZM205 224H207L206 225L207 227L209 226L208 223H205ZM253 224L251 227H253L254 225L257 227L256 228L254 227L252 229L258 230L259 225H257V224L253 225ZM249 225H247V226H249ZM243 226H244V224H243ZM118 227H119V221H118L117 225L116 224L112 225V230L116 233ZM171 227H173V226L171 225ZM202 227L205 228L204 226H202ZM209 227L212 228V226H209ZM251 227H248V229ZM211 228H209V229L205 228V229L210 231ZM229 228L231 230L230 232H232L231 226ZM220 229H221V227H220ZM203 230L204 229L201 230V228H200V231H203ZM246 230H244V232ZM250 230L251 229H249V231ZM249 231H246L247 234L253 230H251L250 232ZM206 232L207 231H205V234H206ZM217 232L218 231L216 230V233ZM244 232H243V234L242 233L241 234L245 235ZM62 233H63L62 237H69V235H68L69 230L62 231ZM203 233H204V231L201 233V235H203ZM226 233L228 234V231H226ZM233 233H231V234L233 235ZM236 233L234 234V236L236 235ZM1 234H0V236H2ZM209 234L212 235L211 233H209ZM24 235H26V234H24ZM216 235H215V238L217 237ZM219 235L221 236V234H219ZM225 235H224V237L227 238V236H229L230 233L226 236ZM237 235H238V233H237ZM239 235H238V237H240L243 241V238H242L243 236L242 235L239 236ZM222 236L218 237V241L220 239V240H222L220 242H223V244H224L226 239L224 238L225 240H223ZM231 237H230V239L232 241H229V244L227 246L232 247V248L235 246V248H237L236 246L238 245L240 238L234 237L235 239H233V236H231ZM228 238L226 241L227 243H228ZM19 240L22 241V243H20ZM175 240H176V242L177 241L178 242L175 243ZM41 242L44 243V241H41ZM214 242H215V240H214ZM217 242L215 243L216 245H217ZM129 243L130 242H128V243L126 242V245L124 244V246H126V247H123V248L127 250V251L125 250L126 252H131V251L133 252L134 249H136V248H134V245H133L134 243L131 242V244L133 246L130 245ZM171 243H173V244H171ZM31 244H32V242H31ZM218 244H220V246H221V243H218ZM34 245H36V244H34ZM34 245H33V247H34ZM139 245L140 244L138 243V246ZM176 245H178L179 248L176 247ZM195 245H198V244L196 243ZM25 246H26V248H25ZM220 246L218 247V245H217L218 250H219ZM227 246H226V248H227ZM135 247H136V245H135ZM139 247H138V251L136 250L137 252L140 251ZM196 247H193V249L199 250V248H196ZM263 247L261 246L262 250H263ZM96 248L97 249H95V248L94 249H95V251L97 250V254H102V245L100 244ZM123 248L121 247L120 254H121ZM171 248H172V250H171ZM223 248L224 247H222V250H223ZM193 249L191 248L190 250H193ZM158 250H162L161 247H160V249L158 247L157 251ZM182 250H183V248H182ZM82 251H83V249H82ZM151 251H153V250H150V252ZM162 251L165 252L164 246H163ZM170 251H171V253H170ZM227 251H229V250H227ZM259 251H260V249H259ZM153 252H151V255H153L152 254ZM233 252H234V250H233ZM133 253H131V254H133ZM160 253H161V251L157 252L154 256H159V255H161ZM261 253H262V255L264 254L263 252H261ZM125 254H127V253H125ZM146 254L149 255L150 253L147 252ZM206 254H208V253H206ZM224 254L225 253L223 252V256H224ZM227 254H226V256H227ZM229 254H228V257H229ZM27 255H28V253H27ZM122 255H124V253ZM226 256H224V259L227 258ZM208 257L209 256H207V258ZM218 257L220 259H222L221 255ZM211 258H212V256H211ZM211 258L209 260L212 261ZM5 259H7V260H5ZM202 259H203V255H202ZM205 259H206V257H205ZM99 260L101 261V259H99ZM99 260L97 261V259H95L93 264H100ZM111 260L113 261V259H110V260L106 259V261H111ZM146 260L148 261V259H145V261ZM180 260H181V258H180ZM102 261H103V259H102ZM179 261H178V264H179ZM201 261L202 260L200 258V263H203V261L202 262ZM173 262L171 264H174ZM176 262H175V264H176ZM200 263L196 262V264H200ZM215 263L216 262H214L213 264H215ZM22 264H24V263H22ZM89 264H90V262H89ZM91 264H92V262H91ZM102 264H103V262H102ZM194 264H195V262H194ZM204 264H206V263H204ZM210 264H212V263H210Z\"/></svg>","mask_w":264,"mask_h":264}]
</instances>
